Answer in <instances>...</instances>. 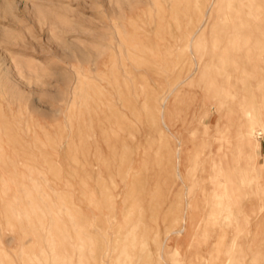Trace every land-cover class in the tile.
Here are the masks:
<instances>
[{
  "label": "rangeland",
  "instance_id": "obj_1",
  "mask_svg": "<svg viewBox=\"0 0 264 264\" xmlns=\"http://www.w3.org/2000/svg\"><path fill=\"white\" fill-rule=\"evenodd\" d=\"M229 4L255 15L242 0H0V264H264L262 103H243L264 53L246 64ZM212 153L228 164L218 196ZM57 193L70 205H45ZM48 206L66 227L50 250L29 219Z\"/></svg>",
  "mask_w": 264,
  "mask_h": 264
},
{
  "label": "bare ground",
  "instance_id": "obj_2",
  "mask_svg": "<svg viewBox=\"0 0 264 264\" xmlns=\"http://www.w3.org/2000/svg\"><path fill=\"white\" fill-rule=\"evenodd\" d=\"M242 2L243 3L246 2L248 6L251 8V10L255 13V15L253 16L248 15V14L245 15L242 12H236V10L233 11L234 9L230 4L227 6V8H229L233 12L231 14L232 16L237 17V20H236L237 24L235 25L232 24L231 27L238 37H242L244 39V42H242L239 48L242 49V53L246 55V58H247L246 64H250L251 61L257 56V54L264 53V26L262 25L264 21V0H242ZM262 80L263 81L261 82L260 85L259 83L255 85H247L246 88H244L243 90L244 91L243 103L245 106L255 104L256 97L261 98L259 102H261L262 105L260 108H258V117H257L258 121L260 122L264 121V79ZM228 82L229 80H227L225 83L228 84ZM262 90H263V93L261 94L259 91H262ZM225 106H226V103L224 101L223 102L219 101L218 103H216V106H215L216 111H220ZM81 126H84L83 122L81 123ZM248 133L251 134L252 132L250 131ZM248 133L245 132V135H244L245 138L250 137V134ZM147 149L149 148L147 147ZM152 151H153V155L157 154L158 148H154ZM255 151H256V148H255ZM217 154L212 153L210 154V157H209L210 169L214 173V176H212V178H215L210 181L211 182L210 186L211 188L213 187L212 191L215 196H218L219 194L222 195V191H223V189L219 190L220 186L222 185H221V182H218V179H220V181L222 180L225 181L224 179L228 177V174H227L228 164L226 162V159ZM66 171H69V169H66L62 175H65V176L68 175V172ZM231 182L229 183L232 185ZM43 195L46 198H48L47 194L44 193ZM70 203L71 202L67 198V196L57 193L56 197L53 200H47L45 205H59V206L64 205L66 206V205H70ZM5 205H9V203ZM55 207L57 206H48L46 209L42 211L38 210L35 215H32L29 218L33 222V227L37 228L36 238L42 239V241H44L46 244V248L49 250L52 248L53 246L52 244L54 241L53 229L59 228V230H63L64 228H66V227H62L61 225H59V217H58L59 215ZM135 208L137 209L135 210ZM133 209L135 211H138L139 206H135L134 208H132V210ZM128 210L131 211V209L129 208L127 209V211ZM247 210L249 212L251 209L248 208ZM70 211H69V207H65L64 212L70 214V218L74 219L75 217L71 215ZM39 212H43V213L41 214ZM247 217L248 216H244L242 218V221L245 224H250L251 221L250 219H247ZM113 222L114 220L112 221V223ZM82 223L83 222H80V220L75 221L74 226L78 227L79 229L80 227H82L83 225ZM59 234L66 235L67 229L64 230L63 233L59 231ZM126 236L127 237L130 236L129 231L126 232ZM83 246H84L83 244L82 245L80 244L79 246L80 250H82ZM79 264H81L80 261H79Z\"/></svg>",
  "mask_w": 264,
  "mask_h": 264
}]
</instances>
